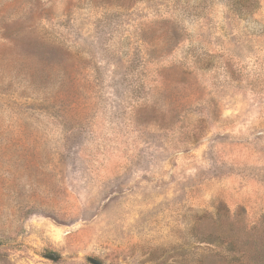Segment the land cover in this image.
I'll return each instance as SVG.
<instances>
[{
	"label": "rangeland",
	"instance_id": "obj_1",
	"mask_svg": "<svg viewBox=\"0 0 264 264\" xmlns=\"http://www.w3.org/2000/svg\"><path fill=\"white\" fill-rule=\"evenodd\" d=\"M257 235L264 0H0V264H249Z\"/></svg>",
	"mask_w": 264,
	"mask_h": 264
},
{
	"label": "trees",
	"instance_id": "obj_2",
	"mask_svg": "<svg viewBox=\"0 0 264 264\" xmlns=\"http://www.w3.org/2000/svg\"><path fill=\"white\" fill-rule=\"evenodd\" d=\"M244 247L248 253L245 255L249 264H264V236L257 235L255 238H249V242Z\"/></svg>",
	"mask_w": 264,
	"mask_h": 264
},
{
	"label": "water",
	"instance_id": "obj_3",
	"mask_svg": "<svg viewBox=\"0 0 264 264\" xmlns=\"http://www.w3.org/2000/svg\"><path fill=\"white\" fill-rule=\"evenodd\" d=\"M47 259L52 260V261H59L61 258L59 256H55V255H47L45 256ZM87 261L90 264H104L103 262H101L100 260L96 259V258H92V257H87L86 258Z\"/></svg>",
	"mask_w": 264,
	"mask_h": 264
}]
</instances>
